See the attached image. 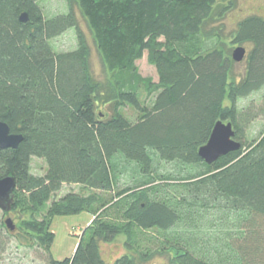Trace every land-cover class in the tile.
Instances as JSON below:
<instances>
[{"label":"trees","instance_id":"obj_1","mask_svg":"<svg viewBox=\"0 0 264 264\" xmlns=\"http://www.w3.org/2000/svg\"><path fill=\"white\" fill-rule=\"evenodd\" d=\"M68 2L77 5L116 82L94 78L73 11L47 18L38 0H0V120L23 136L18 148L0 149V179L16 180L12 211L20 230L46 246L48 264H106L102 245L119 236L127 253L113 264H147L154 253L142 242L154 229L171 242L161 250L170 264H217L169 235L184 212L214 209L239 222L227 245L234 264H264V133L248 140L258 114L253 105L239 107L264 88V17L242 19L230 34L232 46H249L244 73L237 76L231 49L207 30L214 17L233 10V0ZM24 13L27 22L21 21ZM71 28L78 47L57 52L51 41ZM145 53L157 84L138 73ZM142 86L153 94L149 104L142 101ZM108 104L110 117L98 111ZM123 106L138 119L117 112ZM219 121L233 125L241 148L209 165L199 150ZM33 158L46 161L44 175L32 172ZM158 162L178 164L181 173H161ZM125 176L132 184L122 183ZM65 185L88 192L58 198ZM101 193H115L114 217L108 208L97 216L108 204ZM82 212L94 217L84 237L70 257L55 259L54 218Z\"/></svg>","mask_w":264,"mask_h":264},{"label":"rangeland","instance_id":"obj_2","mask_svg":"<svg viewBox=\"0 0 264 264\" xmlns=\"http://www.w3.org/2000/svg\"><path fill=\"white\" fill-rule=\"evenodd\" d=\"M234 8L228 12L223 18L214 17V22H210L207 27L209 31H216L222 37L233 51L239 46H232L230 44V34L234 31L237 23L247 17L253 15H260L264 17V0H233ZM44 15L47 18L55 17L60 14H67L73 11L78 18V27L81 33L87 40L90 48L89 64L94 78L103 85L114 83L115 75L109 72L102 61V58L97 50L92 33L88 27L87 22L81 15L77 5H71L68 0H38ZM222 19V20H217ZM51 44L57 52H69L78 47L77 31L71 28L66 31L62 36L53 39ZM246 51H249L248 45H243ZM247 55V53H246ZM246 58V57H245ZM245 60V59H244ZM236 63V75L240 76L245 70V61ZM138 73L143 79H151L154 84L159 81L157 70L148 61V55L145 53L144 57L136 63ZM144 85V84H143ZM143 88V86H142ZM142 89V101L144 104H149L153 94L150 95ZM253 105L254 110L258 114L257 118L249 125L246 136L249 141L259 139L264 133V88L246 99L241 100L239 107H247ZM98 111L112 116L114 109L111 104L100 106ZM117 112L125 116L131 121L138 119L137 112L128 106H123L117 109ZM158 170L161 173L178 176L181 169L178 164L158 162ZM47 171V163L44 159L33 158L32 172L35 175H44ZM130 173V172H129ZM131 175V174H130ZM129 175V176H130ZM128 176V175H127ZM125 176L122 183L132 184L130 177ZM125 180L127 182H125ZM130 181V182H128ZM168 182H162V185ZM87 193L83 187L78 185H65L62 191L57 195L61 197L68 192ZM173 193V188L168 189ZM117 192V191H116ZM115 193H101L100 197L106 201L107 206L98 211L97 216H102L107 212L111 218L114 217V209L110 208ZM179 196V195H178ZM112 202V203H111ZM108 208V209H107ZM105 209L106 212L102 213ZM234 214L231 212L223 213L221 210L203 209L190 212H184L183 222L176 225L171 230L169 235L171 237L180 238L181 245L186 243L193 249V254L203 261L220 264H234L235 256L228 250L227 245L231 241L234 232L240 228L239 222L235 224L231 221ZM11 220L15 229L10 231L7 228L6 221ZM94 217L87 213L82 212L75 215L57 216L53 220L52 231L54 232V241L52 243L50 254L57 260H63L70 257L77 248L80 240L84 237L87 227L90 226ZM5 225V226H4ZM236 233V232H235ZM168 235V236H169ZM87 237V235H86ZM170 241V240H169ZM164 238V234L157 231V229L148 231L143 238L142 247L154 253L147 264H170L171 256L167 253L161 252L164 248L168 249L171 242ZM126 239L124 236H119L115 241L102 245V254L106 264H113L119 257L127 253L125 247ZM49 253L46 246L41 244L39 239L24 235L20 230V221L16 212L4 213L0 209V264H48ZM139 264L142 263L139 260Z\"/></svg>","mask_w":264,"mask_h":264},{"label":"water","instance_id":"obj_3","mask_svg":"<svg viewBox=\"0 0 264 264\" xmlns=\"http://www.w3.org/2000/svg\"><path fill=\"white\" fill-rule=\"evenodd\" d=\"M28 15L24 13L21 16L22 22H27ZM246 49L237 47L233 51L232 58L235 62H242L246 57ZM23 136L11 132L7 123L0 120V149L18 148L22 142ZM241 148V144L235 140V131L231 123L219 121L213 128L212 134L206 145L199 150V156L207 164L211 165L219 158L226 156L230 152L237 151ZM16 189V180L12 176L0 179V209L6 214L10 213L14 204V192ZM9 230L13 231L15 226L9 219L6 221ZM177 253L175 250H170Z\"/></svg>","mask_w":264,"mask_h":264}]
</instances>
